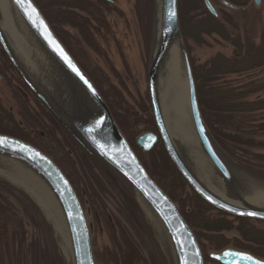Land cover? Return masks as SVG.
<instances>
[{
    "label": "rangeland",
    "instance_id": "rangeland-1",
    "mask_svg": "<svg viewBox=\"0 0 264 264\" xmlns=\"http://www.w3.org/2000/svg\"><path fill=\"white\" fill-rule=\"evenodd\" d=\"M77 1H79L78 5L84 6L80 0ZM82 1L89 3L87 7L90 8L89 13L74 11L81 16H86L90 24V28L87 26L90 39H81L77 43L79 50L83 53L80 57L82 69L93 75L101 96L102 93L107 96L108 88L113 87L132 109L139 108L136 102L140 98L149 105L146 65L155 25L157 0ZM204 1L213 8L216 13L215 19L221 26L213 22L212 26L217 31L208 32L210 28L206 29V24L210 20H207V14L203 10H201L203 15L199 10L189 14V18L191 16L195 18L194 21L188 22L186 18H183L179 22L180 31L182 29L188 35L186 38L182 36V40L190 66L191 64L202 65L217 53L231 55L230 37L237 36L236 38L244 43L246 38L255 44L260 42L264 28V0H260L258 4L252 0H239L244 2L243 5H238L242 9L229 8L221 0H201L202 5ZM183 3L185 14L187 8L191 7V3L190 0ZM140 9H144L145 12L143 25L138 18ZM204 9L210 14L205 5ZM195 25L201 26L207 32L199 33L200 35L195 33ZM64 30L80 38L77 27L64 26ZM6 73L0 78V105L4 108L5 115H8L2 118V123L10 128L17 125L32 137L35 132L28 127L23 117L19 95L15 91L17 83L13 78L14 74ZM263 77L264 66L247 70L246 73L226 75L224 80L229 81L230 85L239 88V92L243 93L264 83ZM244 94L241 102L250 111L243 114L246 123L240 135L244 144L242 148L264 157V88ZM29 103L30 108L35 110L34 102L30 100ZM36 130L40 132L38 128ZM59 131L61 130H57L53 124V140L48 133H44V128L41 131L42 137L35 136L34 139L38 143L42 139L43 144L40 146L46 151L44 152L56 164L57 161L60 162V165H57L72 182L87 220L95 263L118 264L122 259V252L133 250L137 252L139 258L132 264H171L157 234L145 218L130 189L92 153L63 130L72 146L70 148L64 145ZM142 133L144 132H140ZM139 135L134 139L136 147V138ZM54 136L58 142L55 141ZM218 145L224 151L220 144ZM138 149V156L148 163L147 153L150 150L144 152ZM229 157L252 176L264 180V160L260 162L261 168L248 169L231 156ZM0 183L8 189V191L0 190V194L10 205V212L7 215L0 214V264H71L64 254L60 235L39 206L26 192L8 182L1 174ZM222 184L225 195L235 199L223 180ZM256 225L264 229V223H256ZM223 234L227 237L237 236L234 230L225 231ZM226 248L240 250L231 244L216 250L206 245L204 253L209 257L211 253H217ZM260 259L264 260V258ZM204 264L214 263L208 261Z\"/></svg>",
    "mask_w": 264,
    "mask_h": 264
},
{
    "label": "water",
    "instance_id": "water-1",
    "mask_svg": "<svg viewBox=\"0 0 264 264\" xmlns=\"http://www.w3.org/2000/svg\"><path fill=\"white\" fill-rule=\"evenodd\" d=\"M260 0H253L258 4ZM24 32L34 46L41 77L15 50L0 24V48L26 88L41 102L56 122L92 153L155 216L165 236L172 264H204L195 234L176 203L151 178L115 122L105 100L52 30L34 0H9ZM207 8L214 13L210 4ZM229 7H234L226 3ZM157 24L153 28L146 65L147 96L155 132H144L136 145L148 152L160 142L173 167L188 188L213 210L230 218L264 222V204L254 202L246 192L239 170L217 144L199 109L191 66L183 44L178 17V0L156 1ZM67 57V59L65 58ZM177 59L185 79L188 109L202 150L217 169L235 199H224L210 190L194 173L173 142L164 116L161 90L171 62ZM0 143V172H17L36 181L55 204L68 238L71 264H96L87 220L79 197L56 162L36 146L7 134ZM238 169V172L235 169ZM264 183V180L255 179ZM219 264H264L248 252L226 248L209 255ZM245 257H251L246 259Z\"/></svg>",
    "mask_w": 264,
    "mask_h": 264
},
{
    "label": "trees",
    "instance_id": "trees-1",
    "mask_svg": "<svg viewBox=\"0 0 264 264\" xmlns=\"http://www.w3.org/2000/svg\"><path fill=\"white\" fill-rule=\"evenodd\" d=\"M184 1L189 0H178L179 22H181L183 18H186L188 22L194 21L195 18L193 16L189 18V14L199 10L200 14L203 15L201 11L203 10L204 13L207 14V20H210L209 23H205L207 26L206 29L210 28L208 32L217 31L216 28L212 26L213 22L221 26L220 22L215 19L216 17L206 12L201 0H190L191 7L189 6L187 8L189 11L187 10V13L184 14ZM227 1L237 6L243 5L244 3L243 1L240 2L241 0ZM34 2L41 10L57 37L60 38L77 63L83 68L80 59L83 53L79 50V44L77 43L80 42L81 39H90L87 30L90 24L86 16H81L74 11L79 10L89 13L90 8L87 7L89 3L80 0V2L84 3V6H82L78 5L79 1L77 0H48L47 2H45V0H34ZM102 3L105 4L104 1H102ZM138 14L140 24L143 25L145 22L144 9H140ZM64 26L77 27L80 38L70 34L68 30L65 31ZM195 27V33L197 34L207 32L203 30L201 26L195 25ZM181 33L183 38L188 36L182 29ZM236 37L237 36L230 37L232 47L231 55L225 56L217 53L202 65L194 66L191 64L196 96L201 115L207 127L224 151L248 169L253 167L261 168L260 162L264 160L263 155L250 153L242 148L244 144L240 135L246 123L243 114L250 111V109H247L246 105L241 102V100L245 96L244 93L262 90L264 88V83L262 82L259 86L252 87V90H249V92L245 91L241 93L239 92V88L230 85L228 83L229 81L224 80V78L226 75L246 73L247 70L264 66V28L262 29L260 42L258 44H255L249 38H246L245 43L240 42ZM86 74L97 87L93 75L87 72ZM19 81L24 85L20 79ZM250 85L252 86V84ZM97 89L99 90L98 87ZM108 91L110 95L108 94L106 96L104 95L105 93H102V96L110 108L115 122L130 146L136 152L137 157L140 159L145 169L149 172L151 178H153L170 198L177 203L179 211L191 227L199 242L204 263L209 261L217 264L216 261L204 253L206 245L216 250L231 244L237 249L246 251L259 258H264V229L256 225V223L264 222L244 218H229L227 215L209 207L188 188L186 182L180 177L168 159L160 142L157 141L147 153L149 162L146 163L145 160L142 161L140 156H138L139 149L135 146L134 139L140 132H155V125L150 107L145 100L140 98L139 101L136 102L139 108L132 109L115 88L109 87ZM18 97L21 103L23 117L28 127L35 133H33L34 135L31 137L28 132L21 130L17 125L11 128L9 126L5 127V125L1 123L0 118L1 133L16 136L44 152L45 150L40 146L43 144L42 139H40V143H38L34 138L35 136L41 138V131L42 128H44V133H48L53 140L54 124L57 130H61L59 132L61 133V139L62 142L64 141V145H68V147L71 148L72 145L69 144V140L63 132L64 129L56 122L54 117L37 98H35V102L38 105V112L32 110L20 96ZM36 128H38L40 132H38ZM54 139L58 142L55 136ZM57 164L60 165V162L57 161ZM0 190L8 191L7 187L2 183H0ZM9 212V202L0 194V214L7 215ZM232 230L237 233V236H224L223 232ZM121 256L122 259L118 264H132L139 258L137 252L133 250L122 252Z\"/></svg>",
    "mask_w": 264,
    "mask_h": 264
},
{
    "label": "bare ground",
    "instance_id": "bare-ground-1",
    "mask_svg": "<svg viewBox=\"0 0 264 264\" xmlns=\"http://www.w3.org/2000/svg\"><path fill=\"white\" fill-rule=\"evenodd\" d=\"M156 17L158 18V16H155L157 24ZM0 24L15 50L20 52L24 57L23 59L29 68L37 76L41 77L40 65L36 58L35 51L33 50L34 46L24 32L9 0H0ZM178 65L179 63L177 59H174L171 62L161 90L164 116L169 134L186 162L199 179L214 193L224 199L232 201V199L225 195L222 178L202 150L196 136L188 109L185 79ZM235 170L238 172L237 168ZM0 174L3 175L8 182L18 186L26 192L39 206L55 231L60 235L64 254L70 261V249L63 221L55 204L45 190L36 181L32 180L25 174L17 172H0ZM239 174L242 176V180L246 185V192L249 194L250 198L253 199L254 202L264 204V183L256 181L249 174L240 170ZM134 198L144 212L145 218L149 221L157 234V238L162 244L169 261L172 264L165 236L155 216L137 194H134Z\"/></svg>",
    "mask_w": 264,
    "mask_h": 264
},
{
    "label": "flooded vegetation",
    "instance_id": "flooded-vegetation-1",
    "mask_svg": "<svg viewBox=\"0 0 264 264\" xmlns=\"http://www.w3.org/2000/svg\"><path fill=\"white\" fill-rule=\"evenodd\" d=\"M222 3L224 5H226V3L228 2L227 0H221ZM227 1V2H226ZM253 1V0H252ZM229 3V2H228ZM230 4V3H229ZM204 5L205 7L207 8L206 6V3L204 1ZM234 7H229L228 5H226L227 7L229 8H234V9H242L241 6H237V5H233V4H230ZM208 12L216 17V13L214 11V13H212L208 8H207ZM4 53L2 52L1 48H0V78L3 76V74H7L6 72H12L14 75H13V78L15 79L17 85H16V92L18 93V95L26 102V104L29 106L30 105V100H32L34 102V104L36 105V108H34L36 112H38V105L36 104L35 102V96L26 88L25 85H22L19 81V76L17 75V73L13 70V68L11 67V65L9 64L7 58L5 57ZM5 60V61H4ZM7 76V75H6ZM8 77V76H7ZM21 80V79H20ZM24 84V83H23ZM7 115V114H6ZM5 115V110L4 108L0 105V118H1V123H2V118L6 116ZM8 116V115H7ZM3 124V123H2ZM1 133V132H0ZM5 134V133H3ZM9 135V134H7ZM10 136H13V135H10ZM13 137H16V136H13ZM18 138V137H17ZM20 139V138H19Z\"/></svg>",
    "mask_w": 264,
    "mask_h": 264
},
{
    "label": "snow or ice",
    "instance_id": "snow-or-ice-1",
    "mask_svg": "<svg viewBox=\"0 0 264 264\" xmlns=\"http://www.w3.org/2000/svg\"><path fill=\"white\" fill-rule=\"evenodd\" d=\"M67 59V57H65ZM5 138H0V143L4 141ZM246 259H251V257H245ZM257 264H260V262H257Z\"/></svg>",
    "mask_w": 264,
    "mask_h": 264
}]
</instances>
